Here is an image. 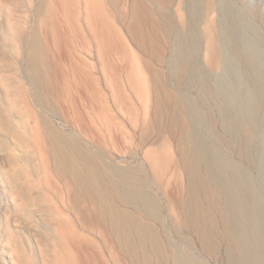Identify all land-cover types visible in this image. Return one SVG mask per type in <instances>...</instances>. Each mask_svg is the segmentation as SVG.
Listing matches in <instances>:
<instances>
[{"label": "rangeland", "instance_id": "1", "mask_svg": "<svg viewBox=\"0 0 264 264\" xmlns=\"http://www.w3.org/2000/svg\"><path fill=\"white\" fill-rule=\"evenodd\" d=\"M38 3H42L39 11L36 9ZM184 3L185 0H171L165 4L160 0H0V96L12 114L10 123L16 132L7 141L17 146L18 142L24 140L29 152H34L31 155L38 157L33 135L35 130L38 131V126L31 118L27 119V126L16 119L22 115V108L33 115L35 109L30 104H21L19 110V106L11 104L16 97L13 87L9 86L13 73L17 71L20 76L24 75L22 83L30 94L31 85L26 83L25 47L33 32L37 31L43 49V72L54 79L58 97L57 112L51 118L57 128L77 136L89 150L98 151V156L107 159L113 166L138 167L139 173L150 181L148 189L158 198L166 224L169 225V238L179 251L189 249L204 264H227L229 242L217 211H214L215 247L211 253L195 233L177 218L178 201L187 200L188 180L184 163L188 158L181 152L177 124L166 117L159 119V123L152 120L154 99L156 95L162 96L159 87L163 85L171 94L188 92L204 118L201 133L214 146L221 145L215 137L229 138V125L223 117L225 107L223 109L221 96L213 92L215 81L176 80L168 71L167 63L173 53L162 30L164 19L159 16L168 11L176 25L183 28ZM250 5L253 10L257 5L259 7L255 16L254 13L251 15L257 34L264 40V0H250ZM16 28L19 33H14L13 29ZM154 45L160 49L158 57L154 55ZM201 63L205 66L202 60ZM82 98H87L85 106L81 103ZM89 102L92 104L88 106ZM209 119L215 132L213 137L206 126ZM145 128L149 131L145 132ZM0 133H6L2 127ZM130 134L131 142L127 139ZM242 140L245 141L243 134ZM258 140L253 142L251 150L256 164L254 167L243 149L230 144L224 149L230 162L250 168L257 187L264 190V178L260 171L261 165L264 167V156L260 154ZM25 146L19 144L17 147ZM67 153L72 155L68 150ZM2 154L0 151V157ZM151 157L156 162V171L163 175L160 188L154 182L155 171L153 173L147 161ZM259 160L262 161L260 164ZM0 162L8 167L4 159ZM20 168L24 169L21 166L17 170ZM25 169V174L21 170L19 183L33 186L32 192L36 196L44 183L37 185V179L30 174V167L25 166ZM42 174L43 171L41 177ZM55 179V206L61 226L57 225L54 232L48 223L44 236L39 234L40 227L34 222L30 224L27 220H16L15 213L18 212L13 209V201L0 191V264H147L143 262V252H138L135 256L138 259L132 262V257L120 249L114 235L95 218V204L81 196L76 199L72 196L67 189V184L73 182L71 179L66 180L59 174ZM0 185H4L1 180ZM167 194L170 195V203ZM218 194L222 201L224 192L219 189ZM51 195L43 193L42 207L49 204ZM118 204L130 209L128 205ZM137 214L147 219L141 212ZM84 215L88 220L87 227L82 224ZM157 227L160 228V225L157 224ZM161 237L166 253L161 258L148 248L145 256L148 260L151 258L152 262L148 261L150 264H172V246L168 236L163 233ZM12 242L20 245L23 251L19 248L18 251L21 254L15 252L16 256L12 252L15 251ZM156 256L157 260L154 259Z\"/></svg>", "mask_w": 264, "mask_h": 264}, {"label": "bare ground", "instance_id": "2", "mask_svg": "<svg viewBox=\"0 0 264 264\" xmlns=\"http://www.w3.org/2000/svg\"><path fill=\"white\" fill-rule=\"evenodd\" d=\"M170 1L160 0V3ZM41 8L42 3L36 4L38 11ZM258 8L257 5L253 10L250 0H185L183 5L185 17H182L181 29L168 11L159 16L164 19L165 26L162 30L171 44L173 53L167 63L172 78L186 79L190 82L195 79L203 82L215 81L213 92L221 96L223 109L225 107L226 110L223 117L229 125L230 133L229 138L216 135L215 138L221 144L219 146H214L201 133L204 118L186 91L171 94L161 85L159 90L162 96L156 95L154 99L152 120L159 123V119L166 117L177 124L181 152L188 158L184 163L188 180L187 200L178 201L177 218L195 233L200 243L207 246L208 253H211L215 247L214 211H217L229 242L227 264H264V190L257 187L250 168L237 162H230L224 149L227 144L243 149L254 167L256 164L254 165L255 159L251 150L253 142L259 138L260 154L264 156V40L257 34L251 15L254 13L255 16ZM13 30L14 33H19L17 28ZM153 49L154 55L158 57L159 47L154 45ZM25 50L26 83L31 85L30 94L26 92L25 84L22 83L24 75L20 76L16 70L9 86L13 87V94L16 97L12 99L11 104L15 106L30 104L35 109L36 113L33 115L22 108V115L16 119L18 122H25L27 126V119L31 118L38 126V131L30 127L36 139L33 143L37 148V158L31 155L34 152H29L24 140H18L21 141L18 145L25 146L23 148L7 141L8 137L16 135V132L10 123L12 114L8 105L0 96V127L7 133H0V151L3 153L0 161L4 159L8 165L3 166L0 162V180L4 183L3 186L0 185V191L13 201V209L18 212L15 213L16 220H27L30 224L34 222L40 227L38 230L41 236L46 234L48 223L54 232L57 225L61 226L55 206L57 191L55 177L59 174L64 179L69 178L73 181L67 184V189L72 192L75 199L81 196L85 201L96 205L95 218L114 235L120 249L132 257V262L135 258L138 259L135 256L141 251L144 254L141 255L144 256L143 262L150 264L151 258L148 260L145 256L148 248L162 258L166 253L161 237L164 233L172 246V264H204L194 252L189 249L179 251L178 246L170 240L169 225L162 214L161 204L148 189L150 181L139 173L138 167L113 166L107 159H101L98 151L89 150L77 136L57 128L51 118L56 115L58 97L54 79L45 76L43 72V49L37 31L33 32ZM201 60L206 67L202 65ZM82 100L81 103L85 106L87 98ZM90 104L92 103L89 102L88 106ZM206 126L213 137L215 132L211 120ZM144 131L149 129L145 128ZM242 134L245 141L242 140ZM15 137L18 139V136ZM127 139L131 142V134ZM67 150L72 153L73 158ZM147 161L153 173L155 171L154 182L160 188L163 175L156 171V162L152 157ZM262 161L259 160V164ZM21 166L24 169L20 168L19 172L17 168ZM25 166L30 167V174L37 179V185L44 183L36 196L32 192L33 186L23 185L25 182L19 183L21 170L24 173ZM260 171L264 178L262 165ZM219 189L224 192L222 201L219 198ZM43 193L52 194L49 204L44 207L40 204ZM166 196L170 203V195ZM118 202L128 205L130 209L121 207ZM138 211L147 219L138 215ZM87 222L84 215L83 227H87ZM10 235L12 236V233ZM18 243H10L15 249V251L10 249L11 254L21 250ZM21 245L23 247V244ZM157 256L154 259L157 260ZM21 261L23 262L22 258ZM143 262L141 260V263Z\"/></svg>", "mask_w": 264, "mask_h": 264}]
</instances>
